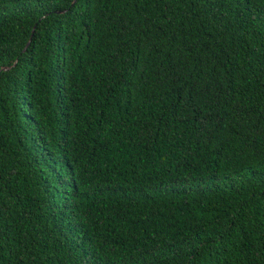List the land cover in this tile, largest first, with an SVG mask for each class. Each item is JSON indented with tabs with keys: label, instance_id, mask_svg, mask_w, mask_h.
Segmentation results:
<instances>
[{
	"label": "trees",
	"instance_id": "1",
	"mask_svg": "<svg viewBox=\"0 0 264 264\" xmlns=\"http://www.w3.org/2000/svg\"><path fill=\"white\" fill-rule=\"evenodd\" d=\"M0 264H264V0H0Z\"/></svg>",
	"mask_w": 264,
	"mask_h": 264
},
{
	"label": "water",
	"instance_id": "2",
	"mask_svg": "<svg viewBox=\"0 0 264 264\" xmlns=\"http://www.w3.org/2000/svg\"><path fill=\"white\" fill-rule=\"evenodd\" d=\"M76 0H74V2H75ZM64 11H66V10H64ZM18 62V59L16 60V62H15V64ZM14 64V65H15ZM11 67L10 66H4L3 68H2V70H9Z\"/></svg>",
	"mask_w": 264,
	"mask_h": 264
}]
</instances>
